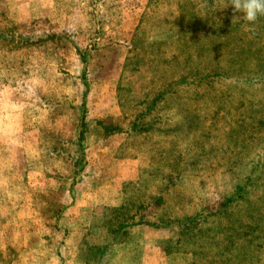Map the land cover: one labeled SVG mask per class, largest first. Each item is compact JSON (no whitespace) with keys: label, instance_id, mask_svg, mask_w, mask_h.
I'll list each match as a JSON object with an SVG mask.
<instances>
[{"label":"rangeland","instance_id":"rangeland-1","mask_svg":"<svg viewBox=\"0 0 264 264\" xmlns=\"http://www.w3.org/2000/svg\"><path fill=\"white\" fill-rule=\"evenodd\" d=\"M241 15L230 0H0V184L43 169L59 220L78 176L127 205L88 211L78 248L128 232L76 264H264V17ZM18 186L0 209L18 213ZM18 227L0 223V264H23Z\"/></svg>","mask_w":264,"mask_h":264},{"label":"crops","instance_id":"crops-1","mask_svg":"<svg viewBox=\"0 0 264 264\" xmlns=\"http://www.w3.org/2000/svg\"><path fill=\"white\" fill-rule=\"evenodd\" d=\"M4 136L5 135L2 134V137ZM94 136L100 141L103 137L101 132ZM93 152V154H95L96 151ZM96 155L99 156L101 153L99 152ZM136 163L139 165L138 161ZM82 168L80 167V169ZM138 168L139 167H137V169ZM25 170L26 169H24V172L20 169V172L15 170L14 173L12 170L5 171L6 174L10 175L13 173L15 178H18L15 184H0L2 190L6 191L7 198L9 197L8 201H11V190H16L15 187L19 185L18 193L15 195V202L18 208V213L16 212V214L18 215L16 216V214L10 213V210L0 209V223H4V221L8 219L10 221L15 220L19 224V234L22 233L25 234V236H29L28 240L15 244L20 245L18 246V251L24 256L22 261L23 264H44L45 262H49L48 257L54 254L58 255V257L60 254L61 257H66L68 264H76V254H84L87 250L83 247V244L78 248V244L75 243V241L73 242V239L76 236V232L79 233L80 231V234H86L84 231L88 229L91 221V215L88 211L91 210L95 212L96 209L103 206L118 207L122 204L121 196L107 201V198L102 197L103 193L108 189L105 184H101L100 181L94 183V181L86 175L82 177L78 176L76 179L77 181L74 179L71 180L70 186L66 187V193L63 195L65 201H60L62 202V216L59 220V216L52 218L46 214V204L43 202L42 198V192H44L43 178L44 180L46 179L43 177V169L40 170L41 172H37V184L27 183ZM52 170L54 169L52 168ZM54 171L56 173L58 170ZM83 171L86 172V168H83L82 172ZM137 173V170L132 172L130 178H136ZM49 178L51 190H53V188L56 190L61 189L63 183L59 182L57 177L50 176ZM118 178L124 180L128 177L121 174ZM74 214L76 215L75 218H73ZM70 217L72 218L70 219ZM60 221L65 223V228ZM79 221H81V224H79ZM32 245L34 247H32ZM60 245L62 247H60ZM33 255L34 259L31 258ZM84 260L82 261L81 259L82 263Z\"/></svg>","mask_w":264,"mask_h":264},{"label":"trees","instance_id":"trees-1","mask_svg":"<svg viewBox=\"0 0 264 264\" xmlns=\"http://www.w3.org/2000/svg\"><path fill=\"white\" fill-rule=\"evenodd\" d=\"M126 206H127L126 204H123L120 207H116L114 211H122L124 208L126 209ZM127 218L128 219H126V221L127 222L130 221L129 217ZM110 220L111 219H109V221ZM126 226L127 225H125L124 223H120L117 227L112 228V230L110 231V234H111L110 240L104 247H100L99 245H95L91 243L90 240H88L86 237L82 243L83 247L86 248L87 250L86 253H84V255L89 259L90 257H93L91 256V254H93V255H96V257H98V260H101V258L105 257L108 253H110V251L112 250V247L115 244L125 241L122 237V234L128 232V229L126 228ZM89 251H92L93 253H90Z\"/></svg>","mask_w":264,"mask_h":264},{"label":"clouds","instance_id":"clouds-1","mask_svg":"<svg viewBox=\"0 0 264 264\" xmlns=\"http://www.w3.org/2000/svg\"><path fill=\"white\" fill-rule=\"evenodd\" d=\"M234 13H241V19L248 23H255L264 17V0H230Z\"/></svg>","mask_w":264,"mask_h":264}]
</instances>
